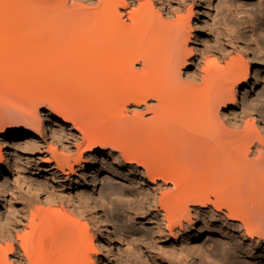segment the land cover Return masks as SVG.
<instances>
[{
	"label": "bare ground",
	"instance_id": "obj_1",
	"mask_svg": "<svg viewBox=\"0 0 264 264\" xmlns=\"http://www.w3.org/2000/svg\"><path fill=\"white\" fill-rule=\"evenodd\" d=\"M71 1L0 0L1 139L11 135L0 193L13 214L0 218V264H112L114 231L81 190L86 164L94 184L103 167L121 176L171 245L193 230L192 241L219 236L264 264V122L260 130L248 96L263 82L250 32L258 23L211 15L212 0H193L185 17L184 0ZM200 4L207 18L193 24ZM235 45L241 55H231ZM46 134L63 153L50 144V158L30 167L26 153ZM86 212L92 227L80 222ZM171 255L209 264L193 246Z\"/></svg>",
	"mask_w": 264,
	"mask_h": 264
},
{
	"label": "rangeland",
	"instance_id": "obj_2",
	"mask_svg": "<svg viewBox=\"0 0 264 264\" xmlns=\"http://www.w3.org/2000/svg\"><path fill=\"white\" fill-rule=\"evenodd\" d=\"M137 1H144V0H137ZM155 6L157 3L155 0H150ZM70 2H72L70 0ZM136 5V4H135ZM230 7V10H228V6ZM193 0H184L183 2V10L179 13L180 15L184 16L186 12L188 11V8L190 9L191 7L193 8ZM220 8V9H219ZM200 17L197 18L196 20H192V23L194 24V21H199L200 23H203L202 17L205 16V13L209 10L207 5L205 4H200ZM210 12L211 15H218V18L220 17L219 15H224L228 17V20L233 24L237 23V21H249V22H256L258 23L257 26H253V28L250 29V32L254 34L253 36V41L255 42L254 48L258 50V48L261 49V51L264 53V0H212L211 2V7H210ZM221 12V14H220ZM214 13V14H213ZM185 17V16H184ZM207 18V16H205ZM248 22V23H249ZM192 24V25H193ZM255 27V28H254ZM194 29V28H193ZM195 29L193 30V35H195ZM26 38L28 36L26 35ZM195 42L193 39L189 43V47L195 48L194 43ZM192 45V46H191ZM194 45V46H193ZM235 48L233 49L234 51H231V55H237L238 53L241 55L239 52V45H235ZM236 51V53H235ZM252 57V56H250ZM245 60L247 59L244 57ZM12 60V59H11ZM14 60V59H13ZM249 63V60H246ZM13 61H9L8 64L11 65ZM264 62V61H263ZM262 62V69H264L263 63ZM193 64V65H192ZM191 66L188 68L191 71H194L193 69L195 68L194 61L192 60ZM194 67V68H193ZM259 68V66L257 67ZM18 71V70H17ZM253 74L251 75L252 78ZM262 80L263 82L254 88H252V91L249 93L250 100L256 104H259L260 108L256 109L254 111V114L258 117L260 120V124L258 125V128L263 126L264 122V74L262 75ZM254 83L253 79H250V82L248 84V89L252 87V84ZM246 89H243L242 92H245ZM241 97V94L239 95ZM0 104V108H1ZM262 106V107H261ZM13 109V108H12ZM243 110L242 105L239 104L238 110H236V113H239ZM13 121V120H11ZM15 121V120H14ZM243 121L247 122V115H243ZM71 125H68V127ZM229 128V127H228ZM223 129V128H221ZM4 129L0 128V161L4 157V152L9 151V147L11 145V135L7 137V140L4 141L1 139V135L3 133ZM44 142L40 141V146L38 147L35 152H28L26 153L27 158L30 160V167L31 165H37L41 166L43 164V161L50 158L47 154L48 150L47 148L48 145H52V147H48V149L56 148L58 151H61V147L58 144L53 143L52 139L48 134L45 135ZM73 142V141H72ZM43 145V148H42ZM47 145V146H46ZM50 145V146H51ZM40 148V149H39ZM46 149V151L44 150ZM53 149V150H54ZM71 150L69 152L65 153H71L72 156L77 157L76 155L79 153L80 150H76L75 147H71ZM73 150V151H72ZM76 150V151H75ZM40 151V152H39ZM74 151L76 154L74 155ZM73 152V153H72ZM63 153V151H61ZM47 157V158H46ZM74 157V158H75ZM32 158V159H31ZM44 158V159H43ZM46 158V159H45ZM34 159V160H33ZM36 159V160H35ZM39 159V161H38ZM20 160V158L15 159L17 165H21L17 161ZM42 160V161H41ZM33 161V162H32ZM38 161V163L36 162ZM110 160H106L104 166L106 165V169L108 167H112L111 163L109 162ZM109 165V166H107ZM85 170L83 176L81 173L78 171V176L80 179H86L87 183L84 184V187L82 192L87 193L88 191H91L93 193V196L98 200L99 202V207L101 214L105 217L104 220L107 224V226L114 231V248H115V256L111 258V263L115 264L119 261L122 262V264H129V263H136V264H182V261L177 259L176 257H173L171 253L173 250L180 251L185 249L187 247H194V248H200L204 254L205 261L209 264H228L230 262H237V263H260L259 262H251L250 260H247L246 258L239 256L235 253H233V248L230 246L231 244L228 243L227 240H225L222 237L219 236H208L206 234L202 235L197 241H192V235L193 230H190V234L187 237H180L178 241L174 243V245H171V237L169 236L168 232L164 231V234H156L155 232L153 233V226L150 224L147 215H140L139 214V209L137 208V204L134 203L133 199L131 198L130 192L126 191L124 187V179L121 178V176H117L115 174H107L105 171V168L103 167L102 173H98V181L94 184L93 183V177H89L88 175L89 170L87 168V164L85 165ZM41 176V182L46 183L51 185V181H49L44 173L40 174ZM84 177V178H81ZM44 178V180H43ZM43 180V181H42ZM92 180V181H90ZM10 184L12 185V182L10 181ZM58 184V183H57ZM62 185V183H59ZM58 184V186H59ZM56 186V184H54ZM68 184L65 185L67 187ZM88 186V187H86ZM142 189L144 190V186H141ZM76 185H73L72 187V195L76 193ZM124 188V189H123ZM134 189V187H131ZM130 188V189H131ZM94 189V190H93ZM25 190V189H24ZM87 192H86V191ZM65 192L68 193L69 190L68 188H65ZM74 194V195H75ZM75 195V196H76ZM3 196V197H2ZM10 197L8 195L4 196L2 193H0V218L2 219L3 217L6 216L7 212L9 213V219H13V214L11 213V209L8 208V203ZM35 203V202H34ZM36 205H40L41 203L37 202L35 203ZM42 204L45 205V203L42 202ZM102 208V209H101ZM138 209V210H137ZM137 210V211H136ZM10 211V212H9ZM88 214V215H87ZM139 214V215H138ZM83 219H79L80 222L85 221V224L87 226L91 225V221H89V213L86 212V215L84 214ZM146 216V217H145ZM147 218V219H146ZM9 220V221H10ZM193 222L196 225H199L202 223V220H195L193 218ZM213 227L216 226L215 223H212ZM215 225V226H214ZM89 227V228H90ZM152 227V228H151ZM87 227V229H89ZM92 229V228H91ZM91 234L93 233V230L90 231ZM166 230V229H163ZM166 232V234H165ZM167 235V236H166ZM182 238V239H181ZM96 244V242H94ZM138 248V249H137ZM138 250L141 251L139 254V257L137 258L133 254L136 253L134 251ZM178 249V250H177ZM117 250L120 252H117ZM129 250V252L127 251ZM171 251V252H170ZM224 252L223 255H221V252ZM132 252H134L132 254ZM117 254V255H116ZM119 258V259H118ZM119 261V262H120ZM246 261V262H245Z\"/></svg>",
	"mask_w": 264,
	"mask_h": 264
}]
</instances>
